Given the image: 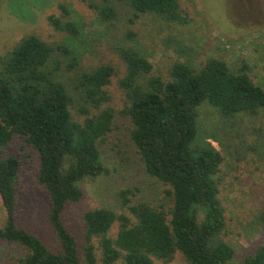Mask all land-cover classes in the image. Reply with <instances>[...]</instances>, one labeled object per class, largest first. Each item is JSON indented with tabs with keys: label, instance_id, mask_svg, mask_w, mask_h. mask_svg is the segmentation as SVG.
Masks as SVG:
<instances>
[{
	"label": "trees",
	"instance_id": "trees-1",
	"mask_svg": "<svg viewBox=\"0 0 264 264\" xmlns=\"http://www.w3.org/2000/svg\"><path fill=\"white\" fill-rule=\"evenodd\" d=\"M116 4L130 9L129 23L143 14L186 23L178 0H101L99 5L88 2V7L100 21L110 22L117 17ZM60 9L67 15L65 7ZM49 22L66 34L68 43L80 41L79 23L53 17ZM67 44L28 35L0 57V200L5 213L0 244L21 248L16 264H154L170 262L175 253L186 264H229L235 254L223 239L224 211L218 199L223 158L207 142L212 135L196 143L197 108L207 102L225 119L264 114V76L256 82L245 62L234 70L211 58L198 69L176 62L164 81L150 75L151 63L135 48H119L125 65L119 114L127 120L129 140L145 174L167 188L170 206L165 210L138 202L128 206L132 218L104 207L87 210L80 253L61 216L67 204L81 199L80 182L108 173L99 146L111 131L114 111L101 106L109 101L106 87L115 69L106 64L82 71L78 45L73 49ZM64 70L74 72L70 83ZM14 138H21L38 158L37 184L50 200L48 221L57 251L15 223L20 164L6 155ZM131 193H118L123 205ZM115 223L117 231L110 236ZM240 264H264V246L241 257Z\"/></svg>",
	"mask_w": 264,
	"mask_h": 264
},
{
	"label": "rangeland",
	"instance_id": "rangeland-1",
	"mask_svg": "<svg viewBox=\"0 0 264 264\" xmlns=\"http://www.w3.org/2000/svg\"><path fill=\"white\" fill-rule=\"evenodd\" d=\"M88 2L101 4V0H0V57L28 35L49 44L66 45V34L54 29L49 22V17H53L82 26L81 42L67 44L73 49L78 45L75 54L82 71L106 64L115 69L106 87L109 101L101 106L114 111L111 131L99 146L108 173L80 182L81 199L67 204L61 216L80 253L85 232L83 214L87 210L104 207L132 218L128 206L138 202H148L165 210L170 206L167 188L145 174L136 148L129 140L127 120L119 114L124 105L119 79L125 74L119 48H135L151 63L150 75L164 81L169 79L170 68L176 62L198 69L211 58L223 60L234 70L245 62L251 67L250 75L256 82L264 76V0H178L186 19L184 24L164 21L151 14L139 15L129 23L132 13L121 4L114 6L115 19L100 21ZM61 6L68 11L67 15ZM63 73L68 83L75 77L73 71ZM197 111L195 142L200 144L206 135H212L207 142L223 158L218 174V199L225 220L223 239L235 254L229 264H240L241 257L264 246V114H239L225 119L207 102ZM91 112L97 113L94 109ZM73 116L79 122L84 118L75 113ZM6 155L17 157L20 164L15 223L35 235L51 251L59 250L48 221L50 200L37 184L36 154L21 138H14ZM125 189L132 192L127 195V205L118 197ZM4 220L0 200V227ZM116 224L110 229V236L115 235ZM94 244L97 246L96 241ZM96 253L99 257V252ZM20 254V247L0 244V264H16ZM154 264L186 263L175 253L170 262L155 260Z\"/></svg>",
	"mask_w": 264,
	"mask_h": 264
}]
</instances>
